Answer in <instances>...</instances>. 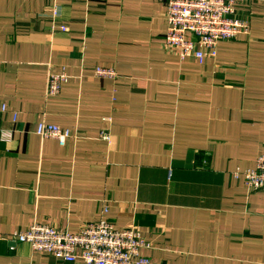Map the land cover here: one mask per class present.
I'll return each instance as SVG.
<instances>
[{"label":"crops","instance_id":"obj_1","mask_svg":"<svg viewBox=\"0 0 264 264\" xmlns=\"http://www.w3.org/2000/svg\"><path fill=\"white\" fill-rule=\"evenodd\" d=\"M165 12L159 0H0V264H84L11 237L35 222L79 233L106 206L151 242L153 264H264V190L233 174L264 152V0L238 7L249 35L201 61L166 45ZM63 70L47 98L48 73ZM42 121L82 138L42 139Z\"/></svg>","mask_w":264,"mask_h":264},{"label":"built area","instance_id":"obj_2","mask_svg":"<svg viewBox=\"0 0 264 264\" xmlns=\"http://www.w3.org/2000/svg\"><path fill=\"white\" fill-rule=\"evenodd\" d=\"M165 5V18L168 30L165 43L178 51L181 60L194 57L198 61L206 56L216 58L218 44L223 40L234 39L250 34V22L238 17L239 5L245 0H159ZM55 9L54 16L57 15ZM94 76L99 79H117L114 67L98 66ZM70 76L63 70L60 73H48L45 95L47 98L60 94ZM2 112L6 107L2 106ZM17 114L14 115L16 120ZM107 127L100 132V138L110 142V126L113 117H103ZM36 134L42 139H56L65 146L69 140L81 139L77 131L42 121L36 128ZM236 179L243 178L250 191L264 190V152L257 159L253 169H236ZM95 223L87 224L79 233L59 229L52 225L35 222L26 229L16 231L11 241L28 243L33 250L40 251L64 261L84 264H153L144 255L151 248L137 227L117 229L104 216Z\"/></svg>","mask_w":264,"mask_h":264}]
</instances>
